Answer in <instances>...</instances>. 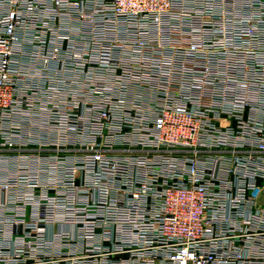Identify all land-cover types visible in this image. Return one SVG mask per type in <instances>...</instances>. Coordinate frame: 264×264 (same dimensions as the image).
<instances>
[{"label":"built area","instance_id":"1","mask_svg":"<svg viewBox=\"0 0 264 264\" xmlns=\"http://www.w3.org/2000/svg\"><path fill=\"white\" fill-rule=\"evenodd\" d=\"M229 1L0 0V264H264V0Z\"/></svg>","mask_w":264,"mask_h":264},{"label":"rangeland","instance_id":"2","mask_svg":"<svg viewBox=\"0 0 264 264\" xmlns=\"http://www.w3.org/2000/svg\"><path fill=\"white\" fill-rule=\"evenodd\" d=\"M221 2H222V8L221 9L226 8V6H229V7H227L226 10H223V11H225L224 12L225 14H222V12H219V14L216 15V18L217 19H223V16L232 18L233 13H231V12H234L233 11L234 8L231 7V5H230L231 2L229 0H221ZM219 11H222V10H219ZM241 15L244 16L243 13H241ZM62 24L63 25L65 24V29H67L68 31H65V32L62 31L64 33L62 35V38H63L62 43L52 44V45L47 46V48L50 47L52 49L51 54L52 55H58L60 57V59L67 56L69 53L82 52V54H84V55H85V53H86V55L91 54V43L89 41H87L88 37L86 35L84 36V34H78L76 28H73V27L71 28V27L67 26V25H71V26L77 27V26H79V23H77L76 21L71 22V19L65 18L62 20ZM87 28L91 29V27H87ZM79 30H81V28H79ZM90 35H91V33H90ZM55 57H57V56H55ZM61 62H63V61H61ZM85 64H88V63L86 62ZM72 100H73L72 97H67L66 98V102H67L66 105H70L68 102H70ZM70 150H77V149H70ZM78 150H80V149H78ZM31 213H30V209H27V211L25 212L28 221H29V216L31 215Z\"/></svg>","mask_w":264,"mask_h":264}]
</instances>
